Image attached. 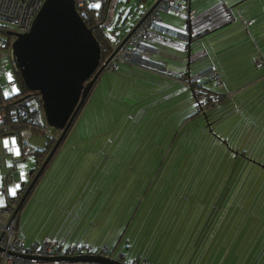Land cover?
<instances>
[{
  "label": "rangeland",
  "instance_id": "rangeland-1",
  "mask_svg": "<svg viewBox=\"0 0 264 264\" xmlns=\"http://www.w3.org/2000/svg\"><path fill=\"white\" fill-rule=\"evenodd\" d=\"M149 1L152 2L154 0H148L147 2L141 4L138 2V0H129V3L127 2V0L120 1V4L117 5L112 12V22L119 21L120 26H128L133 21V16L136 15L137 18L139 17L140 12H142V8H145ZM169 1L174 2L175 0H162L158 6L166 5ZM259 2L262 3L263 11L261 12L262 14H264V0H249L248 2L245 1L244 4L239 3L235 5L232 8L235 22L229 24L226 28L219 31L217 34H210L199 40L201 52L197 54H199V56H202V59L204 61H208L209 64L212 62L219 67L222 66L224 69L228 70V73L233 72L235 73V75H238L237 73L239 67H242L246 63L250 65L248 58L250 57V51L248 50V48H251V46L248 45L249 42L247 41V39L252 43V46L254 48V51L253 49L252 51L254 53L257 52L259 55L264 54V19L261 20L260 18H258L257 12H259L260 10H258L256 6ZM138 8L140 11H138ZM131 10L132 13L130 17L127 18V15L131 12ZM155 11L163 20V25L170 28H175L177 30L185 27L186 20L183 13L182 15H178L168 12H158L157 10ZM209 14H217L215 16V20L223 16L218 9L214 10V12L212 11V13ZM249 19L253 20L255 25L247 29L244 26L245 22ZM238 23L241 24L244 28L240 29L239 32L235 31V29H233L232 27L233 25ZM231 27L233 30H230ZM106 32L108 34L110 33L109 28L106 30ZM184 35L185 33L183 32L182 37ZM254 37L256 38V40L252 39ZM157 45L161 47V43H157ZM194 58L195 55L191 56L186 61L188 63H191ZM1 69L3 70V72L2 74H0V77L2 78L0 79V102H2L5 98L9 99L14 97V95L19 91L17 83L14 82L16 71L14 66H12L11 64V59L6 50L0 51V70ZM160 71H162V69H160ZM206 72L207 75L211 76V78H216L217 76V74L212 73L210 69ZM207 75H205L204 77H207ZM242 80V83L249 81V76L243 74ZM126 81L127 78L121 75L120 72H113L108 70L104 71L102 77L100 76L99 80L96 81L90 93L91 95L89 94L90 97L88 96L90 103L89 105L87 104V107H85L79 118L76 133H73V135L69 134L67 136L64 145L61 148L62 153H60V151V155H55V159L53 160V162H51L53 168H56L58 171L48 169L45 172L43 179L36 186V188L32 190L26 200L27 203L25 207L19 213L20 228H18L19 231L22 230V232H24L23 234L25 235L26 239L31 238L32 232L36 236H41L43 235V233L53 231L57 223V219L52 218L54 217V212L59 211L60 213H62V202H71L74 197V192L79 195L90 197L92 196V194H94V202L87 203L90 199L89 197L86 203H84L83 205L84 208L88 207V209H85V212H87L88 215H92L90 220L85 221V223L87 224H90L92 222L91 220L98 221V218L96 216L99 217L101 213L105 212L106 215L113 212L111 221L114 222L116 217H123L126 213L127 206H123V202L126 200L130 201L135 194L137 196L141 195L139 196V198H136L138 202L136 210L132 212L131 216L129 213L130 219L126 221L125 228L127 227L128 239L131 231L135 227H139L141 229V226L145 225L142 220L145 216L146 219L150 216L149 214H145L149 210L150 199H152V197H150V191L144 193L146 190L144 189L143 191L144 185L146 183H148V186L149 184L154 185L156 182L154 187H157L161 179L155 177L158 173L160 164L156 167V169L155 165L149 166L148 162L145 163L143 155L146 152L150 153V156L152 153L154 154L160 152L159 146L157 147L153 145L152 147H150V145L154 139L158 141L159 138H162L164 130L160 131L158 124L155 122L156 120H154L160 113H162V111L160 113L158 112L156 116L154 115V118H146L145 114L143 115V112H138L137 110L151 108L156 111L157 109H164L162 108L164 105V101L163 99H159L156 101L147 99V102L145 103L147 104V106L139 109L136 105L141 102H138L136 105H134V100L136 99L138 101L140 100L141 96L147 97L150 93L145 92L142 94L139 91L142 85L137 81H133L132 85H129ZM219 81L220 79L217 80V82ZM251 91H253V89ZM251 91L246 90V92L241 95V97H238L236 93L237 104L232 108L235 110H233V112L231 113L233 114L235 112L234 116L231 117L230 114L229 117H226L227 119H225L219 126H217V131H220V134H222L221 138L227 139L228 135L225 136V134L232 129L234 130V132L239 133L237 139L241 140L242 132L240 131L245 130V128L243 127L245 120L252 122L257 121L255 123V126H257V129L261 128L263 130L260 133L257 132V136L264 135V116L259 119V117L261 116L260 113H262V110L264 109L263 108L262 110H259L260 106L264 104V92L260 93L259 98H261V101L258 102L257 107L256 105H254V103L251 102L252 100H250V98L248 99L249 93ZM231 96L233 95L228 93L227 100H229ZM231 105L232 103H230L228 109L231 107ZM232 106H234V104ZM152 124L153 131L149 133L150 126ZM237 126L243 128L238 129L236 128ZM221 127H224V129H219ZM245 135L246 134L244 133V136ZM119 137L122 138L117 144ZM146 137L148 139L151 138V141H143ZM39 138L45 140V137L43 135L33 134L30 141L35 146L37 145L36 141ZM6 139L10 143L14 142L13 137H7ZM256 139L257 137L254 138L253 148L251 152H249L250 150L247 148L248 145H246L245 143L242 146H238L236 144L233 145L234 142H232V140L229 141L230 147L233 145L234 148L236 147V150L231 149L229 146L228 147L236 155H242V153L244 152L250 155L252 158L256 157V159H258L259 161H264V148H260L261 144L259 142L256 144ZM116 145L118 149L115 148ZM39 147H42V144ZM161 153H163V159L167 154V150H162ZM242 156L247 160H250L249 157L247 158L245 155ZM5 158V162H2V164H0V176L14 168L13 172L20 174V177L23 179V181L27 182L29 179L28 173L32 171L36 166L34 156H28L23 160L19 159L18 157L13 158L12 156H7ZM132 160H134V162ZM202 167L203 166H201L199 170H201ZM236 167L238 166L234 165L233 169H235ZM150 169H153L154 171ZM225 169V164L220 163L219 166L215 168L214 179L220 174H223L224 176ZM183 171L185 174V172H187L188 170L184 169ZM58 174L62 175V177H59ZM198 174H200V172H198ZM204 174L205 172L203 173V175ZM263 176L264 172H261V170H255L253 172V176L249 180V185L247 186L237 203L232 200V198L228 196L225 197L222 194V200H213L214 196H211V193L215 191V193L219 197L220 195L218 194L224 192L222 191V189L223 187H225V181V183H223V187L219 188V186L217 187V183H215V180L214 182L212 180L210 183L206 184L203 193H200L201 195L197 193V195L194 193L190 194L189 197H191L190 200L192 201V203H189V205H193L194 200L197 198L195 204L198 208L195 206V209H192L189 214H187L186 217L191 219L189 221V225L185 229H182V226L172 227L173 229L178 230V232L173 229L170 231V224H172L173 222L172 220L170 224L166 223L164 225H160V220H162L163 218V214L167 205L165 206L164 211L161 213L159 220L151 214L148 219L150 220L148 225H145L147 226V228L144 227L145 231H147L146 235H151V243L149 245L144 244V251L148 253V259L152 260L151 255H153V240L159 239V243H163V239L167 237L168 239L166 245H164L165 247L160 244V246H162L164 250L161 253L160 259L157 260V263L176 264V259L178 257L176 251L183 248L184 237L189 235V237L193 238L194 235L191 236V233L192 231H196V229L198 228V221H196V219H198L201 214L206 211V207H209L207 214L209 213L211 216L209 223L213 219H217L219 222L223 216L227 219V222H225L226 224H222L221 226V234H219L217 237L218 240L216 244L219 243L218 249L226 250L230 243V238L235 232H242L243 236L241 238H237L235 241L241 243L246 235H248L247 233L250 229L249 226L251 225V222H248L244 226L245 228L240 227L239 225L241 219H236L239 213H243L244 210L247 212L250 211L249 213H246H251V215H249V218L256 219V221H258V224L264 223L262 220L263 214H255V212L260 207L264 209V185L262 182ZM179 181H183V178ZM253 188H257L259 190L258 198H261L260 205L258 204L259 206L257 205L258 199L253 200V205L249 206L251 204L250 198L254 196L252 191L254 190ZM18 189L19 186L17 187L15 183H10L8 185V196L15 197ZM12 190H15V195L12 194ZM44 191L45 198L43 196ZM154 192L155 191L153 189V195ZM223 197H225L226 199H223ZM42 198H44L45 201H41ZM119 199H122L123 201L121 206V202L118 203ZM209 199H211V202H208ZM113 200L116 202L114 203ZM4 203V197L0 196V205H3ZM238 204L239 208L237 207ZM43 205L45 208H49L50 210L48 217L42 209ZM106 206V209L110 211L108 212L106 210H102L100 212L99 209H104V207ZM241 208H243L244 210H242ZM36 212H38V216H35ZM173 213H175L174 209H172V214ZM246 214H244L243 216H245ZM252 222H254V220ZM217 226L218 224L215 225V229ZM157 227L162 228L160 233L155 230ZM106 228L107 230L105 231V233L101 235V237L103 238L107 237L108 232L111 230L109 227ZM125 228L122 229V231H124ZM143 231L144 229L141 232L142 240L145 237ZM189 232L191 233L188 234ZM70 235L74 236L75 234ZM262 235H264V232H262V228L257 227L254 231V234L252 233V236L250 237L249 242L247 243L244 250L245 256H248L249 252L252 250H259L255 252L257 257H253V264H264V254L262 257L260 255L264 253V237L262 238ZM166 247L167 249H165ZM135 257L136 256H134V258Z\"/></svg>",
  "mask_w": 264,
  "mask_h": 264
},
{
  "label": "trees",
  "instance_id": "trees-1",
  "mask_svg": "<svg viewBox=\"0 0 264 264\" xmlns=\"http://www.w3.org/2000/svg\"><path fill=\"white\" fill-rule=\"evenodd\" d=\"M120 1L122 0H96L93 5L88 4L84 9L79 10V15L83 22L88 28L92 29L93 35L100 46L101 62L111 54L114 49L113 47L118 42L122 41L132 30L140 17L150 8L155 0L152 2L149 1L147 3L148 9L147 6H145V8L143 7L139 17L137 18L136 15L133 16V21L126 27L120 26L119 21L112 22V12L114 8L120 4ZM147 1L148 0H138L140 4ZM243 1L245 0H175L174 2H176V5H183L185 10L189 6L191 19L196 13L203 10L209 11L208 15L206 14L202 20L195 21L190 19L189 26L191 28L192 36L199 35V37L195 40L191 39L190 46H188L187 42L184 40H172L164 37H153L147 42L150 47L158 50L159 53L151 56L150 60L157 65H161L163 67L162 71L138 67L131 62L120 63L117 65V69L112 70L113 72H120L121 75L126 77V82L129 85H132L133 81L140 83L142 86L139 91L142 94L145 92L150 93L147 97L141 96L138 101L136 99L134 100V105L141 102L136 105L139 109L147 106V104H145L147 99L152 101L163 99L164 101L162 107L164 109H157L156 111L151 108L137 110L138 112H143V115L145 114L146 118H154V115L156 116L158 112L160 113L162 111V113H160L154 120H156L155 122L158 124L160 131L164 130L162 138H159L158 141L154 139L150 145V147L153 145L157 147L159 146L160 152L152 153L151 156L153 158L148 152L143 155L145 163L148 162L149 166L155 165L156 169L160 164L158 173L155 177L161 179L157 187H154L156 182L154 185L149 184L148 186V183L144 185L143 191L146 189L144 193L150 191V197L153 196L152 199H150L149 210L145 215L149 214L151 216L152 214L159 220L162 213L160 210L161 206L170 205L173 209L174 207L178 208L179 205L192 203L189 195L193 193L202 194L206 184L210 183L212 180L213 182L215 180V183H217V187L219 186V188L223 187V183L226 182L224 185L225 187L222 189L224 192L218 194L220 195L219 197L215 191L211 193V196H214L213 200H222V194L225 197L228 196L232 198V200L237 203L249 185V180L253 176V172L255 170H261V172H264V161H259L256 157L252 158L250 155L243 152L242 155L250 158V160H247L242 155H236L230 150V148L236 150V147H233L234 144L242 146L245 143L248 145L247 148L250 150L249 152H251L254 138L256 137V144L259 142L261 144L260 148H264V135L257 136V132L260 133L263 130L261 128L257 129V126H255L256 122L245 120L243 124L245 130L240 131L242 132L241 140L237 139L239 133L234 132L232 129L225 134V136L228 135L227 139L221 138L222 134H220V131H217V126L227 119L226 117H229L233 110H235L232 108L236 106V102H234V98L237 100L236 93L238 97H241V95L246 92H240L241 89L246 88L249 83L255 82L264 75V66L257 68L254 65V60L260 56H255L258 55L256 52L254 56L249 58L250 65L244 66L240 73L238 71V75H235V73L232 72L229 73L230 78H228L229 75H225L223 76V79L220 78V81L217 82L219 79L218 75L216 78H211V76L207 74V77L202 76L204 71H207L210 67L214 66H211L210 64H202L203 57L197 54L201 52L199 40L210 34H217L219 31L226 28L232 20L227 19V15L230 14L234 16L232 8ZM127 2L129 3V0H127ZM97 4H99V7H96ZM216 9H218L223 16L215 20L217 14L211 15L209 13H212V11L214 12ZM155 10L149 15L156 13ZM138 11H140L139 8ZM131 13L132 10L128 13L127 18L130 17ZM180 15H182V13ZM144 21L138 27L144 26ZM108 28L110 30L109 34L106 32ZM231 29L232 27L230 30ZM183 30L184 28L178 31L183 32ZM157 43H161V47H159ZM188 48L190 49L189 58L195 55V58L189 63V65H187L188 63L186 61ZM243 74L249 76L248 83H242ZM229 80L231 81L229 82ZM14 82L17 83L19 87L18 93L15 94L14 97L9 99L5 98L0 102V111L3 110V105L11 104H13L12 109L15 110L11 114L12 118H8L5 124L7 131L0 133V136L9 134L15 138L21 149V158L24 159L29 154L34 156L36 161L34 169L37 170L45 161L61 132L59 130L51 129L47 125L42 105H40L38 109L33 108V103L36 101L33 94L29 98L22 100L29 95V92L24 87L17 72H15ZM261 83L263 84L262 81ZM228 93L235 97L231 96V98L227 100ZM89 97L86 101H88ZM18 102H21L25 107L24 111H20L19 107L14 105ZM230 103H232V105L234 104V106L231 105L228 109ZM234 113L231 114V117L234 116ZM236 128L242 129L240 126H237ZM219 129H224V127ZM152 131L153 124L150 126L149 133ZM244 133L246 134L245 136ZM33 134H40L45 137L42 147L31 149L30 140ZM121 138L122 137H119L117 144ZM24 139H27V148L22 147ZM147 140L151 141V138L148 139L146 137L143 141ZM231 140L234 143L230 147L229 141ZM63 145L64 141L60 144L55 155L60 152ZM115 148L118 149L117 145ZM162 150H167V154L163 159V153H161ZM54 156L50 160L49 165L53 161ZM132 161L134 162V160ZM220 163L225 164L226 166L225 175L223 176V174H220L214 179L215 168L219 166ZM234 165H237L238 167L233 169ZM201 166L203 167L199 170ZM184 169L188 170L185 174L183 171ZM198 172H200V174H198ZM204 172L205 174L203 175ZM182 178L183 181H179ZM262 182L264 185V176L262 177ZM153 189L155 191L154 195L152 194ZM253 189L254 196L250 198L251 204L249 206L253 205V200L255 199H258L257 205H260L261 198H258L259 190L257 188ZM139 196L141 195L137 196L135 194L130 201L126 200L123 202L122 199L118 200V203L121 202L120 206L122 205V202L123 206H127L125 216H128V220L130 219L132 212L136 210L138 205L136 198H139ZM225 197H223V199H226ZM26 200L24 202H26ZM172 209L168 214L164 212L163 218H165V220L170 216V219L176 222L181 215L185 217L186 213L181 214L182 212H178L177 210L172 214ZM259 209H261V212H264L262 207ZM125 216H121V227ZM149 217L147 219L146 216L143 218L142 222H144L145 225H148L150 221L148 220ZM145 225L141 226V229L139 228L138 231L132 235L131 240L132 242H135L133 245L136 243H142L141 232L143 229L145 237L149 236V234L146 235L147 231H145V228H147V226ZM262 225L264 226V223ZM130 241L128 240L127 243H130ZM137 257L138 256L133 259H136Z\"/></svg>",
  "mask_w": 264,
  "mask_h": 264
},
{
  "label": "water",
  "instance_id": "water-1",
  "mask_svg": "<svg viewBox=\"0 0 264 264\" xmlns=\"http://www.w3.org/2000/svg\"><path fill=\"white\" fill-rule=\"evenodd\" d=\"M161 1L156 0L153 3L122 43ZM185 17L183 32L186 35L182 40L190 46L191 39L195 40L199 35L192 36L189 6ZM8 35L14 37L10 49L15 71L29 92L22 100L35 93L40 95L47 125L61 132L42 165L28 173L30 182L27 186L24 182L20 183V189L25 186L26 188L15 209V212H19L60 144L65 140L96 81L103 74L104 65L100 61V46L92 29L87 27L79 15L74 0H44L29 31L24 33L8 31ZM189 55L188 48L187 58ZM5 136L12 137L9 134ZM51 260L69 263L87 260L100 264H124L100 256L57 257Z\"/></svg>",
  "mask_w": 264,
  "mask_h": 264
},
{
  "label": "crops",
  "instance_id": "crops-1",
  "mask_svg": "<svg viewBox=\"0 0 264 264\" xmlns=\"http://www.w3.org/2000/svg\"><path fill=\"white\" fill-rule=\"evenodd\" d=\"M247 1V0H245ZM243 1V2H245ZM249 1V0H248ZM247 1V2H248ZM156 2V0L154 1ZM242 2V4H244ZM241 4V5H242ZM153 5V4H152ZM151 5V6H152ZM159 5V4H158ZM150 6V7H151ZM257 9L260 10L259 12H257L258 14V18H260L261 20L264 19V14H262L261 11H263L262 8V3H258L257 5ZM155 10V9H154ZM153 10V11H154ZM208 10H203L199 13H196L194 17L190 16L191 20H195V21H199L204 19V17L206 16V14L208 15ZM248 12V11H247ZM184 14V17L186 15V10L182 12ZM233 16V15H232ZM183 17V16H182ZM186 18V17H185ZM161 24L163 25V20L159 17ZM249 22H251V25L249 27H245L247 29H249L250 27L254 26L255 23L253 22V20L249 19L247 20ZM235 22V17L233 16V19L231 20V23ZM230 23V24H231ZM254 23V24H253ZM165 26V25H164ZM233 29H235V31H238L240 29H244L242 27L241 24H235L232 26ZM231 29V30H233ZM253 40H256V38H252ZM247 41L251 44L248 43L249 46H251V48L249 47L248 50L250 51V57L254 56L256 53H254V48L252 46V43L247 39ZM253 49V51H252ZM255 56H260L262 58V60L264 61V54L261 55H255ZM248 57V58H250ZM202 64H207L209 65L208 61H204L202 60ZM211 66H214L216 68V72L218 75V78H222L225 75H229L228 70L224 69L222 66L219 67L218 65H215L214 63H210ZM249 65V64H244L242 67L238 68L239 73L241 72V70L244 68V66ZM230 78V75L229 77ZM0 79H2L0 77ZM234 80V79H233ZM236 80V79H235ZM231 80H229L230 82ZM261 81L263 82V84L261 83ZM253 89V91H251ZM246 90H250L251 92L249 93V97L250 100H252L251 102L254 103V105H258V102L261 101L260 97V93L264 92V81L262 80V77H260L258 80H256L255 82L249 83V85L244 88L241 89L240 92L246 91ZM252 94V95H251ZM91 95V94H90ZM251 96V97H250ZM235 97V96H234ZM234 102H236L237 104V100L236 98H234ZM90 100L88 99V101L85 102L83 108L81 109L79 115L77 116V118L74 121V124L72 126V128L70 129L69 133L67 134V136L73 135V133H76L77 128H78V121L79 118L83 112V110L85 109V107H87V104L89 105ZM263 103V102H262ZM258 107V106H257ZM264 108V104H262L259 108V110H262ZM263 112L260 113V117L259 119H261L264 116V109L262 110ZM257 122V121H255ZM6 136H1L0 137V152L2 151H6V155L7 156H12L13 158H19L21 160H23L21 158V149L19 144L16 142L15 138L14 142H8ZM67 137H65L66 140ZM64 140V142H65ZM31 143V149L33 148H39V146L42 144H44V139L42 140V138H39L36 141L37 145H33L32 142ZM62 153V150H60ZM59 153H57L58 155ZM60 155V154H59ZM28 156H32L31 154H29ZM27 156V157H28ZM3 158V162H5L4 160L6 158ZM55 159V158H54ZM53 159V160H54ZM53 162V161H52ZM51 165V166H50ZM50 165L48 164L45 171L43 172V175L41 176L40 180L36 183V185L34 186V188H36V186L40 183V181L43 179L45 172L49 169H53L54 171H58L56 168H53V165L50 163ZM3 166V165H2ZM14 168H12L11 170H9L8 172L2 174L0 176V179L3 178L4 180H6L7 178L9 179L10 176H12L13 178V183L11 184H16L19 186V189L16 193L15 197H9L11 198V200H15L17 203L19 201L20 197L18 195V192L22 189H20V183L24 182L27 186V184L30 181V178L28 179L27 182L23 181V179L20 177V174L13 172ZM9 176V177H8ZM59 177H62V175H59ZM10 184V183H9ZM7 184V188L8 185ZM33 188V189H34ZM87 188V187H86ZM32 189V190H33ZM32 192V191H31ZM30 192V193H31ZM103 192V190H102ZM44 198H45V191H44ZM94 194H92V196H83V195H79L76 194L74 192V197L71 200V202H66L63 203V212L60 213L59 211L54 212L55 214L53 215L55 218L57 219V223H56V227L53 231H48V233H43V235L41 236H36L33 232L31 235V238L26 239L25 235L23 234L24 232L19 231V233L21 234V236L24 239V243L26 246H30L36 243H41L45 238H54L57 240H60L63 242V244L65 245H69L75 242H85L87 244H89L92 248V250L94 252H96L97 254L102 251L107 249L109 254H111L110 260H115V261H119V256L121 257V255H123V257H121L122 260L127 261V263H140L143 260H146L147 262L151 263V264H158L157 260L160 259L161 253L164 250L163 247H165L164 245H166L167 242V237L163 239V243H159V239H154L153 240V249H152V260L148 259V253L144 251V244L149 245L151 243V235L149 234V236L144 237V239L142 240L141 244H134L135 242L130 241L131 240V235L135 234V232L138 231L139 227H135L130 235H129V239L128 237H124L125 235H128L127 233V227L126 226V220L128 221V216H125L123 225H125L123 227H121L120 222L122 217L118 216L116 217L115 221L112 222L111 218L113 215V212L109 213L108 215H106L105 213H101L98 216H96L98 218V221H93L90 224L85 223L86 220H90V218L92 217V215H88L87 212H85V209H88V207H83L84 203H86L87 199L90 197V199L88 200L87 203L89 202H94V198H93ZM152 196V195H151ZM153 197V196H152ZM42 198L41 201H45V199ZM114 201V200H113ZM197 201V198L194 200L193 205H189V204H185V205H179L178 208L174 207V210H177L178 212H182L181 214L186 213L185 217H183V215H181L176 222H172V224H170L171 219L170 216L169 218L165 220V218H162V220H160V225H164V224H170V231L173 229L172 227H179L182 226V229H185L188 225H189V221L191 218L186 217L187 214H189V212L192 209H195L194 207L196 206L195 202ZM116 201H114L115 203ZM208 202H211V199L208 200ZM27 201L24 202L22 209L25 207ZM197 207V206H196ZM234 207V206H233ZM238 207V205H237ZM106 207H104V209H99L100 212L102 210H106V211H110L108 209H106ZM165 206H161L160 210L161 212L164 211ZM198 208V207H197ZM22 209L20 210V212L22 211ZM42 209L44 210L45 214H47V217L49 215V208H45L44 205L42 207ZM113 209V207H112ZM170 209V210H169ZM171 206L167 205L165 212L168 214L171 211ZM202 209V208H201ZM209 207H206V211H204L201 216L196 219V221H198L197 226L198 228L196 229V231H192L189 232L188 234L191 233V236H193V238L189 237V235H187L186 237H184V243H183V248L181 250H177L176 254H177V259H176V264H253V257H257V255L255 254L256 251L259 250H252L249 252L248 256L244 255V250L245 247L247 245V243L249 242L250 237L252 236V233L254 234V231L256 230L257 227L262 228V232H264V226L262 225L263 223L258 224V221H256V219H252L249 218L250 214H246L249 213L250 211L246 212L243 208H241L242 210H244L243 213H239L238 217L236 218L237 220L241 219L240 222V227H244L248 222H251V225L249 226L250 229L248 230V235H246V237L240 242H235L237 238H241L243 236L242 232H235L232 234L231 238H230V243L227 247L226 250H219L218 246L219 243L216 244L217 242V237L219 234H221V226L222 224H226L225 222H227L226 217H222L220 219V221L218 222L217 219H213L210 223V214L208 212ZM169 210V211H168ZM198 210V209H197ZM261 209H259L258 211L255 212L256 215H261L263 214V222H264V212L260 211ZM19 212V213H20ZM254 213V212H253ZM244 214H246L245 216H243ZM35 216H38V212H36ZM19 219H20V214H19ZM19 219H18V227H19ZM97 220V219H96ZM254 220V222H252ZM142 223V222H141ZM175 223V225H173ZM218 224V226L215 229V225ZM106 227H109L111 230L108 232L107 237H101V235L103 233H105V231L107 230ZM219 227V228H218ZM20 228V227H19ZM18 228V230H19ZM108 228V229H109ZM124 231H122V229H124ZM245 228V227H244ZM67 230V232H66ZM69 230V231H68ZM156 231H158L160 233V231L162 230V228H156ZM176 232H178V230L173 229ZM44 232V231H43ZM70 234H75L74 236H71ZM122 234V235H120ZM169 234V233H168ZM120 235V236H119ZM35 236V237H34ZM118 236V238H117ZM264 237V235H262V238ZM34 238V239H33ZM234 239V240H233ZM28 240V242H27ZM80 240V241H79ZM128 240L130 241V243H127ZM26 241V242H25ZM132 244V245H131ZM160 244L163 246H160ZM250 244V243H249ZM213 247V249H212ZM250 247V245H249ZM167 249V247L165 248ZM264 253L260 254L261 257L263 256ZM134 256H138L136 259H133ZM88 263H97V262H89L87 260H84ZM57 264H63V263H57ZM68 264H76V262L73 263H68Z\"/></svg>",
  "mask_w": 264,
  "mask_h": 264
},
{
  "label": "built area",
  "instance_id": "built-area-1",
  "mask_svg": "<svg viewBox=\"0 0 264 264\" xmlns=\"http://www.w3.org/2000/svg\"><path fill=\"white\" fill-rule=\"evenodd\" d=\"M44 0H0V51L6 50L11 59V44L14 37L8 35V31L24 33L29 31L33 19L37 15ZM96 0H74L76 9H84L88 4H94ZM158 12H168L180 15L184 9L183 5H176V2H168L166 5L157 6ZM154 12V11H153ZM147 19V20H146ZM144 21V26L136 28L130 37L122 43L118 42L113 48L111 54L105 58L101 64L104 65V71L115 70L120 63L131 62L138 67H145L152 70H163L161 65L155 64L150 60V57L158 54V50L150 47L149 42L153 37H164L168 39L181 40L182 32L172 29L161 24L159 15L152 13ZM227 19H233L232 15H227ZM251 25V22H245V26ZM126 37V36H125ZM119 45V46H117ZM11 64L14 63L11 59ZM254 65L257 68L264 66V61L257 57L254 60ZM212 73L216 74L214 67L209 68ZM208 69V70H209ZM207 70V71H208ZM3 70H0L2 74ZM207 74L206 71L202 76ZM264 80V75L262 76ZM36 101L33 103V108L38 109L41 104L40 95L33 94ZM20 111H24L25 107L21 102L15 103ZM13 104L3 105V110L0 111V133L7 131L5 126L7 119L12 118ZM6 135V134H5ZM1 137V136H0ZM22 147L27 148V139H24ZM6 151L0 152V164ZM9 177V176H8ZM13 178L4 180L0 179V196H3L5 203L0 205V264H68V261H53L51 259L57 257L75 258L82 256H100L106 259L110 258L108 250H102L98 254L94 252L91 246L85 242H75L69 245L63 244L62 241L54 238H45L41 243H36L26 246L24 239L18 230L19 212H15L17 202L11 200L8 196L7 184L13 183ZM30 182V181H29ZM25 191V190H24ZM23 191V192H24ZM21 194L22 191H19ZM21 197V195H19ZM20 197H18L20 199ZM123 257V255H121ZM119 256L120 263L128 264ZM90 262V261H89ZM76 264H100L88 263L79 260ZM129 264H151L146 260L140 263L131 262Z\"/></svg>",
  "mask_w": 264,
  "mask_h": 264
},
{
  "label": "snow or ice",
  "instance_id": "snow-or-ice-1",
  "mask_svg": "<svg viewBox=\"0 0 264 264\" xmlns=\"http://www.w3.org/2000/svg\"><path fill=\"white\" fill-rule=\"evenodd\" d=\"M96 7H99V4H97ZM17 187H18V185H17ZM12 194L15 195V190H12Z\"/></svg>",
  "mask_w": 264,
  "mask_h": 264
},
{
  "label": "flooded vegetation",
  "instance_id": "flooded-vegetation-1",
  "mask_svg": "<svg viewBox=\"0 0 264 264\" xmlns=\"http://www.w3.org/2000/svg\"><path fill=\"white\" fill-rule=\"evenodd\" d=\"M187 60H188V58H187ZM188 63V62H187ZM188 65V64H187ZM25 188H26V186H25ZM25 188H22L20 191H24L25 190ZM23 193H21L20 195H22Z\"/></svg>",
  "mask_w": 264,
  "mask_h": 264
},
{
  "label": "clouds",
  "instance_id": "clouds-1",
  "mask_svg": "<svg viewBox=\"0 0 264 264\" xmlns=\"http://www.w3.org/2000/svg\"><path fill=\"white\" fill-rule=\"evenodd\" d=\"M182 34H183V32H182ZM181 40H182V38H181Z\"/></svg>",
  "mask_w": 264,
  "mask_h": 264
}]
</instances>
